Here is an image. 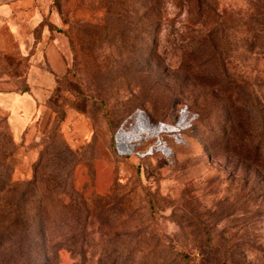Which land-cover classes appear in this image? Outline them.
<instances>
[{"label":"rangeland","instance_id":"1","mask_svg":"<svg viewBox=\"0 0 264 264\" xmlns=\"http://www.w3.org/2000/svg\"><path fill=\"white\" fill-rule=\"evenodd\" d=\"M119 1L52 0L66 74L0 107V264H264V0Z\"/></svg>","mask_w":264,"mask_h":264},{"label":"crops","instance_id":"2","mask_svg":"<svg viewBox=\"0 0 264 264\" xmlns=\"http://www.w3.org/2000/svg\"><path fill=\"white\" fill-rule=\"evenodd\" d=\"M51 1L0 0V50L29 62L25 90L0 92V107L21 133L32 110L51 96L66 74L70 43Z\"/></svg>","mask_w":264,"mask_h":264},{"label":"trees","instance_id":"3","mask_svg":"<svg viewBox=\"0 0 264 264\" xmlns=\"http://www.w3.org/2000/svg\"><path fill=\"white\" fill-rule=\"evenodd\" d=\"M125 4H126V0H121V1H119V7L120 8H122L123 9V7L125 6ZM147 7H149V8H151L152 10H151V13H150V16L148 17L149 18V20H148V22H147V25H149V27H156V25L158 24V19H154L153 18V16H154V11H155V7H154V4H153V1L151 0V1H148L147 2ZM154 10V11H153ZM155 17V16H154ZM155 18H158V17H155ZM127 24H128V22H127ZM146 24V23H145ZM149 27H147V28H149ZM157 29H155V32L153 33L154 34V36H156V34L158 33L157 31H156ZM146 53L148 54V56H150L151 58H154V56H155V46L152 44L148 49H147V51H146ZM185 54V53H184ZM65 76V75H64ZM61 80V78L59 79V81ZM12 155H13V153H11V154H8V156H4V158L3 159H5L6 157L8 158V159H10L11 157H12ZM8 215V214H7ZM6 215V212L4 213L3 212V214L1 215V219H5V217L7 216ZM16 216V215H15ZM18 216V215H17ZM12 221H14L13 223H16V217H15V219L13 218V220H11L8 224H10ZM12 226V225H11ZM39 231H40V234H42V227H39ZM42 242H43V240L41 241V243L40 244H42ZM44 243V242H43ZM39 247V245H35L34 246V248H35V251L37 250V248ZM41 246V245H40ZM21 249V248H20ZM36 253H37V251H36ZM53 253H55V251H53ZM29 258H32V257H29ZM28 261H30V259H27V262ZM29 264H32V262L30 261V263Z\"/></svg>","mask_w":264,"mask_h":264}]
</instances>
